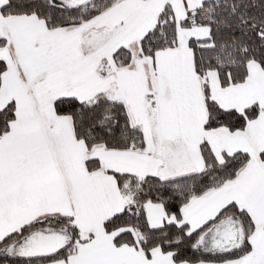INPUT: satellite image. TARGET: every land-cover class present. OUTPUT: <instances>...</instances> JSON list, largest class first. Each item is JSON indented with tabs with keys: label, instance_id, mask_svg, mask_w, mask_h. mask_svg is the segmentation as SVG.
<instances>
[{
	"label": "snow or ice",
	"instance_id": "snow-or-ice-1",
	"mask_svg": "<svg viewBox=\"0 0 264 264\" xmlns=\"http://www.w3.org/2000/svg\"><path fill=\"white\" fill-rule=\"evenodd\" d=\"M0 264H264V0H0Z\"/></svg>",
	"mask_w": 264,
	"mask_h": 264
}]
</instances>
